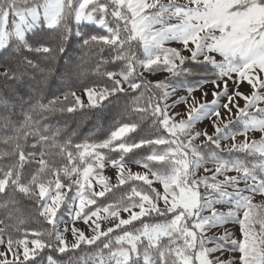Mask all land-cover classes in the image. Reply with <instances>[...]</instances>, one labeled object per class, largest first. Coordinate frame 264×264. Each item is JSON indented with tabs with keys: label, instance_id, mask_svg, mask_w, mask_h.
<instances>
[{
	"label": "snow or ice",
	"instance_id": "snow-or-ice-1",
	"mask_svg": "<svg viewBox=\"0 0 264 264\" xmlns=\"http://www.w3.org/2000/svg\"><path fill=\"white\" fill-rule=\"evenodd\" d=\"M0 264H264V0H0Z\"/></svg>",
	"mask_w": 264,
	"mask_h": 264
}]
</instances>
